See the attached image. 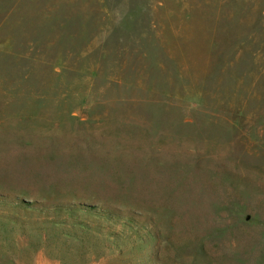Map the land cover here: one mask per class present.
<instances>
[{
  "label": "rangeland",
  "instance_id": "obj_1",
  "mask_svg": "<svg viewBox=\"0 0 264 264\" xmlns=\"http://www.w3.org/2000/svg\"><path fill=\"white\" fill-rule=\"evenodd\" d=\"M0 264H264V0H0Z\"/></svg>",
  "mask_w": 264,
  "mask_h": 264
}]
</instances>
